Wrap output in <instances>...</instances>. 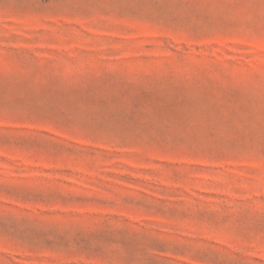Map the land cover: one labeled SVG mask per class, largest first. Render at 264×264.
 <instances>
[{"label": "rangeland", "instance_id": "rangeland-1", "mask_svg": "<svg viewBox=\"0 0 264 264\" xmlns=\"http://www.w3.org/2000/svg\"><path fill=\"white\" fill-rule=\"evenodd\" d=\"M0 264H264V0H0Z\"/></svg>", "mask_w": 264, "mask_h": 264}]
</instances>
